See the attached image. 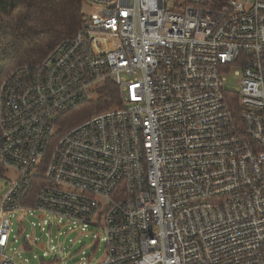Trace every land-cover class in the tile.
<instances>
[{"label":"built area","instance_id":"built-area-1","mask_svg":"<svg viewBox=\"0 0 264 264\" xmlns=\"http://www.w3.org/2000/svg\"><path fill=\"white\" fill-rule=\"evenodd\" d=\"M84 2L76 36L1 86L0 264L30 212L100 229L96 264H264V0ZM106 82L119 106L60 134Z\"/></svg>","mask_w":264,"mask_h":264},{"label":"trees","instance_id":"trees-1","mask_svg":"<svg viewBox=\"0 0 264 264\" xmlns=\"http://www.w3.org/2000/svg\"><path fill=\"white\" fill-rule=\"evenodd\" d=\"M84 5V0H0V90L13 72L43 62L58 45L76 36ZM119 104L118 88L106 82L93 100L60 118V134ZM5 173L0 164V177ZM24 245L31 250L29 243Z\"/></svg>","mask_w":264,"mask_h":264},{"label":"rangeland","instance_id":"rangeland-1","mask_svg":"<svg viewBox=\"0 0 264 264\" xmlns=\"http://www.w3.org/2000/svg\"><path fill=\"white\" fill-rule=\"evenodd\" d=\"M96 5H84V13L91 15L97 12ZM232 69L227 75L228 83L235 85L239 79ZM235 88V87H232ZM16 173L6 170L0 177V198L9 185L15 181ZM40 212L14 213L9 217L11 222V239L7 254L18 264H96L104 257L105 246L102 242L96 249V241L104 237L98 228L87 231L73 229L71 225H59L57 222L45 224L49 219L41 217ZM29 242L31 250L24 246Z\"/></svg>","mask_w":264,"mask_h":264},{"label":"crops","instance_id":"crops-1","mask_svg":"<svg viewBox=\"0 0 264 264\" xmlns=\"http://www.w3.org/2000/svg\"><path fill=\"white\" fill-rule=\"evenodd\" d=\"M26 242H24V244H25ZM24 246H26V245H24Z\"/></svg>","mask_w":264,"mask_h":264}]
</instances>
